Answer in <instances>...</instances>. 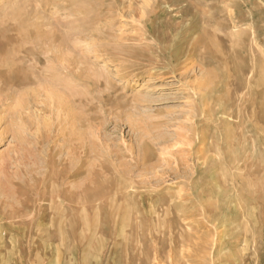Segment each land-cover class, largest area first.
Segmentation results:
<instances>
[{
    "label": "rangeland",
    "instance_id": "374dc122",
    "mask_svg": "<svg viewBox=\"0 0 264 264\" xmlns=\"http://www.w3.org/2000/svg\"><path fill=\"white\" fill-rule=\"evenodd\" d=\"M0 264H264V0H0Z\"/></svg>",
    "mask_w": 264,
    "mask_h": 264
}]
</instances>
